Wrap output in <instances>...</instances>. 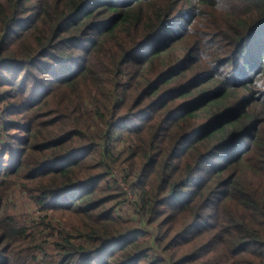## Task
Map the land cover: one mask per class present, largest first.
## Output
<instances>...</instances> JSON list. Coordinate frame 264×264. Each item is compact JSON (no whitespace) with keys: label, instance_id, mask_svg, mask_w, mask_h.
<instances>
[{"label":"trees","instance_id":"1","mask_svg":"<svg viewBox=\"0 0 264 264\" xmlns=\"http://www.w3.org/2000/svg\"><path fill=\"white\" fill-rule=\"evenodd\" d=\"M220 2L0 0V264H264V0Z\"/></svg>","mask_w":264,"mask_h":264},{"label":"clouds","instance_id":"2","mask_svg":"<svg viewBox=\"0 0 264 264\" xmlns=\"http://www.w3.org/2000/svg\"><path fill=\"white\" fill-rule=\"evenodd\" d=\"M198 2L199 0H197V4ZM197 4H194L193 7H196ZM214 10L220 15H230L232 12L231 6L221 3L220 0H215ZM191 23L189 22L185 25L184 34L198 37V62L207 65V70H214L213 79L227 81L230 78V74L225 71V66L217 67V61L215 60L217 49L208 42L204 32H192L190 30Z\"/></svg>","mask_w":264,"mask_h":264},{"label":"rangeland","instance_id":"3","mask_svg":"<svg viewBox=\"0 0 264 264\" xmlns=\"http://www.w3.org/2000/svg\"><path fill=\"white\" fill-rule=\"evenodd\" d=\"M5 142L7 143V140H5ZM130 193L128 192V197H129V199L131 200V201H133L134 200V197H132V195H130ZM22 206H26L27 208H31V206L28 204V203H26V202H24L23 204H22ZM126 210H128L129 209V207L127 206L126 208H125Z\"/></svg>","mask_w":264,"mask_h":264}]
</instances>
